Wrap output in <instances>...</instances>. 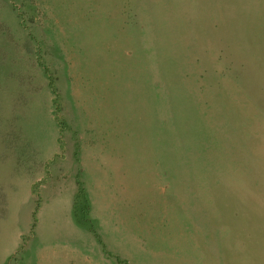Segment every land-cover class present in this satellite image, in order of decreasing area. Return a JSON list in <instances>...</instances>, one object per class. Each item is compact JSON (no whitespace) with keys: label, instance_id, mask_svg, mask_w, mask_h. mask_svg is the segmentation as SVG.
Listing matches in <instances>:
<instances>
[{"label":"rangeland","instance_id":"obj_1","mask_svg":"<svg viewBox=\"0 0 264 264\" xmlns=\"http://www.w3.org/2000/svg\"><path fill=\"white\" fill-rule=\"evenodd\" d=\"M75 83L85 125L106 126L101 192L75 175L91 161L66 118ZM5 102L24 166L0 264L71 247L51 228L68 197L98 238L111 223L118 264H264V0H0L1 126Z\"/></svg>","mask_w":264,"mask_h":264},{"label":"crops","instance_id":"obj_2","mask_svg":"<svg viewBox=\"0 0 264 264\" xmlns=\"http://www.w3.org/2000/svg\"><path fill=\"white\" fill-rule=\"evenodd\" d=\"M20 60L22 61V54L20 55ZM73 85L75 86H72L70 90L71 102H69L66 114L68 125L69 127L75 126L80 128L87 135V141H89L88 144H91L89 147L90 150H86L87 156L91 161H88L83 166L84 168H77V172L75 175H94L95 182L84 183V185L88 191L93 190L101 192L106 189V185L103 181L105 177L103 176H106V174H112V172L109 173L107 169V160L109 156V151L107 149L109 147V140L106 135V126L105 124H102V122H99V126L97 125L98 123H89V125H85V122L90 121H86L83 118L87 116L84 110V104L86 102L81 95L83 89L80 86L76 85V83ZM78 117H80L79 120L77 119ZM20 123V126L22 127V120H20ZM16 126L17 122L16 124H13L12 103L10 102L8 106V103L5 102L4 119L2 120V129H0V203H3L2 199L4 200V203L2 205L0 204V206L3 207H5L6 204H11L10 184L12 179V168H16L18 166L21 168L22 166H24L22 163L18 162L20 161V158L18 155V148L16 145L17 143H12V132L16 130ZM19 136L27 139L26 131L23 132L21 130ZM19 152H21L20 149ZM115 157L118 158L117 155H115ZM6 174L9 175L8 178ZM6 190L8 191L6 192ZM90 195L91 194H89V196ZM95 196L98 198H96L94 201L91 200L90 204L91 206H93V209L95 208V206L98 208L103 207L105 208V213L110 210L109 207L112 205V202L110 200L102 198L101 194L99 195V193L98 195H91V197ZM63 203V210L59 208L62 212H59L57 214H63L65 216H63L64 219L61 224L59 220V223L51 226L54 235L53 238L57 239L58 237L59 240H61L64 235L62 233V229H64L65 232V228L67 227L66 225H68L70 227V232L72 233V235H70V240L73 243V247H65V249L63 250L57 247L49 250V253H40L39 255L43 257V262L41 264H45L49 261L51 262V264H118L117 259L108 257V253L113 255L122 254L121 247H119L116 242V240L119 238H117V236H115V238H111L110 234L108 235L111 229V223L108 222L107 219L99 221L100 225L102 223V229H105V233H102L103 239L98 238L96 236V232L90 231V226L84 225V223H86L85 221H87L86 218H79V221H77L75 217H73L74 204L71 202L70 197H68V199ZM66 215L68 217H66ZM96 216H99V214ZM96 216L95 218H97ZM54 220L56 221V217H54L53 221ZM59 230L61 231L59 232ZM56 235L58 236L56 237Z\"/></svg>","mask_w":264,"mask_h":264}]
</instances>
